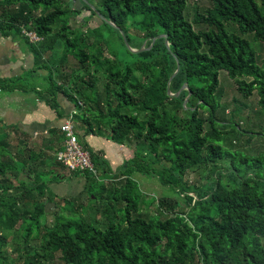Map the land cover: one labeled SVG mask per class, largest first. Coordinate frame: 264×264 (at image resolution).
Listing matches in <instances>:
<instances>
[{
	"label": "trees",
	"instance_id": "16d2710c",
	"mask_svg": "<svg viewBox=\"0 0 264 264\" xmlns=\"http://www.w3.org/2000/svg\"><path fill=\"white\" fill-rule=\"evenodd\" d=\"M86 1L78 0L88 12L93 3L104 8L112 24L106 25L120 35L130 59L95 51L92 34H84L87 23L70 26L83 11L60 0H0V33L25 40L35 59L25 76L0 78V94H35L58 114L63 94L113 142L138 143L148 156L118 173L89 151L98 176L70 171L66 178L57 171L67 169L57 160L67 141L62 130L50 131L39 145L17 126L0 127V264H264V153L242 149L264 139V119L256 127L239 121L242 108L228 114L220 78L227 71L244 99L257 94L264 113V57L246 38L264 45V0H210L194 21L188 18L194 0ZM198 24L209 30H197ZM28 32L41 41L32 42ZM126 38L132 49L147 50L131 52ZM71 57L76 70L61 84L55 61L65 72ZM36 71L47 73L53 90L26 84ZM99 73L106 81L102 97L95 89ZM83 117L85 133L95 132ZM199 171L203 186L188 180ZM136 175L157 178L178 198L147 200ZM82 180L90 192L77 206L75 196L51 190ZM143 203H156L155 213L144 214Z\"/></svg>",
	"mask_w": 264,
	"mask_h": 264
},
{
	"label": "rangeland",
	"instance_id": "374dc122",
	"mask_svg": "<svg viewBox=\"0 0 264 264\" xmlns=\"http://www.w3.org/2000/svg\"><path fill=\"white\" fill-rule=\"evenodd\" d=\"M63 4L65 8L68 9H72V10H76V11H83V14L80 15V17H77L76 15H74V17L71 19V23L70 26L71 28L74 29H81V26L84 23H87V25H85L86 27L83 29L84 30V34L85 35H89L92 34L93 36V41H94V45H99L96 46L95 51L98 50H103L105 53L106 58L110 59V60H116L118 59L119 61H122L123 63H126L129 59L130 56L128 54V51L126 50V47L122 44L120 35L110 29L106 24H111V22L108 21L106 14L104 12V8L100 7L99 5H97L96 3H93V5H91L90 7L93 9V12H88L87 10L84 9L83 6L80 5V3L78 2V0H60ZM84 2H86V4H88V1L83 0ZM71 5V6H70ZM83 5V4H82ZM211 6V1L210 0H194L190 3L189 8H188V18L191 21L195 20V16L196 13H204L205 10L207 8H209ZM100 11V12H98ZM95 13V15H94ZM95 16V17H94ZM96 19V20H95ZM63 25V23L61 24ZM60 27V25H59ZM230 30L232 32H234L236 30V27L233 25H230ZM58 27H54L53 31L54 33L57 31ZM96 29H101V31L94 32ZM196 29L199 31H207L209 30V26H207L206 24H198L196 25ZM79 32V31H78ZM78 36L81 35V33H76ZM102 37L103 39L100 40L98 39V37ZM246 38H248V40L251 42V44L253 45V47L255 49H257L258 53H259V57L260 59H262L264 57V45L261 43H259L258 41H255L254 38H252V36L247 35ZM103 43V44H102ZM260 44V45H259ZM142 50V49H141ZM137 51V50H136ZM59 54V57L62 58V55L60 53V51L57 53ZM55 63L58 64V67L56 68L57 72L56 76L58 81L62 84V82H64L63 79H69L73 73V69L76 70V65L78 64V62L76 60H74L72 57L70 58V61L68 63V69H65V72L63 71V67L59 66L60 63H58V61H55ZM62 67V68H61ZM79 68V67H77ZM63 72H62V71ZM62 73H61V72ZM45 78H41L39 77L38 72L36 71V73L33 75H31V77L28 79V81L26 82L27 85L30 86V84H46L49 91L53 90L54 88L50 86V84L48 83L47 79H46V75H44ZM63 79H62V78ZM221 86L223 89V98L221 100V103L227 107L228 109V114L230 111L236 110L237 107L242 108L243 112H242V116L239 118V121L242 123H244V119L245 121L248 120V123L251 124V126H258L261 124L262 120L264 119V113L261 112V107L258 103L259 97L257 94H254L252 97H250L249 99H244L239 91H238V87L236 82L230 77L229 73L227 71H222L221 72ZM96 91L99 94L100 97L103 96L104 90H105V85H106V81L103 77L102 73H99L98 75H96ZM90 78H86V82H89ZM96 93H93V95H95ZM95 97V96H94ZM76 115L79 118L78 121L73 120L74 125H76V123L80 122L81 119L85 120V117H83V113L88 116L90 118V121L92 123L93 126H95L96 122H94L93 119L94 116L92 115H88L87 114V110L82 111L80 108H77L76 111ZM5 114V116H4ZM8 110L5 111H0V118H3L5 120L4 123L10 124L13 123L17 120V117H15L13 114L12 115H8ZM237 114V113H236ZM230 116V115H229ZM7 118V120L5 119ZM76 118V117H75ZM81 118V119H80ZM80 124V123H79ZM264 124V123H263ZM81 125V124H80ZM1 126V125H0ZM82 126V125H81ZM81 126H77V129L79 128L81 130ZM97 126V125H96ZM94 128L95 131H97V135L101 136L102 132H100L98 130V127ZM0 136H4L1 132ZM10 143L12 145H15L16 142V136L13 135V133L10 135ZM39 137L36 139V141H38ZM138 143L135 142H127L124 146L126 148V150L128 151V155L130 158L125 157L126 160H124L123 164H121L118 168H115L114 170L118 173L124 172L127 167H131V163L132 160L135 158V160H138V163H145V157H147L148 155V149L144 148L140 145H136ZM40 145V144H39ZM122 146V145H120ZM229 148L234 149V147L229 145ZM242 149L246 150L247 153L250 156H257L260 153H264V139H259V138H255L254 140H252V142L250 144H248V146H244L242 147ZM136 155V156H135ZM153 159V158H152ZM151 159V160H152ZM110 164V163H109ZM130 170V169H127ZM61 175L65 176L66 178H69L70 176H72V172H70L69 170L65 169V170H57ZM201 171L196 172V173H191L188 180H190L192 183H194L197 186H203L204 185V181L202 180V176L200 174ZM101 175V174H100ZM136 179L138 180V185L139 188L148 196L147 200H153V197H157V198H164V197H170L169 194L171 195V198H178L177 195H175L174 193H170L171 191H169L167 188H165L162 183L157 179H147L142 177L141 175H136ZM83 183L85 182V184H82L81 181H72L71 183L66 182L63 183L61 185H51V190L54 192V194H58L59 196H75L76 197V206L79 204H83L87 199H88V194L90 192L89 189L85 190V185H86V181H82ZM118 182V181H116ZM106 185H111L112 183L109 181H105ZM119 185V184H118ZM93 185L90 184V187H92ZM108 186V187H109ZM120 187V186H118ZM93 197V196H92ZM71 198H68L67 200H65L64 202H67L68 200H70ZM97 201H102L101 200V196L98 197ZM109 201H106L105 203L107 204ZM62 203V202H61ZM103 206H94V208L96 207H100L101 210L104 208ZM51 204V203H50ZM63 204V203H62ZM101 204V205H102ZM183 204H185V201L183 202ZM141 210L144 214H150L152 211L154 214L155 213V208L157 207V204H151V205H146L143 203V205L141 204ZM49 220H52V215L49 216ZM34 244V242L31 243V246ZM13 250V248L11 249V251Z\"/></svg>",
	"mask_w": 264,
	"mask_h": 264
},
{
	"label": "crops",
	"instance_id": "0c3cea01",
	"mask_svg": "<svg viewBox=\"0 0 264 264\" xmlns=\"http://www.w3.org/2000/svg\"><path fill=\"white\" fill-rule=\"evenodd\" d=\"M34 59L30 45L22 38H13L12 36H3L0 33V78H13V80L25 76L27 71L35 68L29 61ZM28 65V66H27ZM45 72H40L39 76L44 78ZM58 112L53 111L45 102L39 101L37 95L28 96L20 93L11 95L0 94V111L8 110V115H14L17 120L13 123H4L5 120L0 118V127L17 126L21 132L29 135L32 142L42 144L43 139L47 138L50 131H61L65 122L76 115L77 107L63 94L58 95ZM58 115H62L58 116ZM84 115V113H83ZM5 116V114H4ZM68 118V119H67ZM88 118V117H86ZM7 120V118H5ZM80 123V122H79ZM76 126H81L80 124ZM81 130L76 127V133L84 147L90 153L100 156L103 160L110 163V169H114L123 164L125 157L130 158L125 146H120L113 142L103 130L101 136L97 131L90 133L81 126ZM39 137L38 141L36 139ZM126 153V154H125ZM84 181V180H82ZM82 184H85V182ZM80 182V181H78Z\"/></svg>",
	"mask_w": 264,
	"mask_h": 264
},
{
	"label": "built area",
	"instance_id": "2783aa9c",
	"mask_svg": "<svg viewBox=\"0 0 264 264\" xmlns=\"http://www.w3.org/2000/svg\"><path fill=\"white\" fill-rule=\"evenodd\" d=\"M26 35L32 42L39 43L41 41L35 33L28 32ZM72 118L67 120L61 128L67 141L64 150L58 154L57 160L69 171L98 176V170L92 162L89 151L79 142L76 133L77 126L74 125Z\"/></svg>",
	"mask_w": 264,
	"mask_h": 264
},
{
	"label": "water",
	"instance_id": "95a60500",
	"mask_svg": "<svg viewBox=\"0 0 264 264\" xmlns=\"http://www.w3.org/2000/svg\"><path fill=\"white\" fill-rule=\"evenodd\" d=\"M161 37H163V36H159L158 38L155 39L154 44H153L152 47L155 46L156 42H157V41L159 40V38H161ZM166 38H168V36H166ZM167 43H168V45H170L169 42H168V40H167ZM126 44H127V46L129 47L130 51L133 52V53H135V54H139V53L145 52V51L147 50V49H146V45H145L144 48H143L142 50H140V51H136V50L132 49V47L130 46V44H129L127 38H126ZM29 62H30L32 65H34V59H31V61H29ZM27 66H28V65H27ZM180 71H181V68H179L177 74L171 79L170 86H171V84L173 83L174 79L177 77V75L180 73ZM187 89H188V87L186 86V87L181 91V93H183V92H184L185 90H187ZM177 97H179V95H178ZM186 104H187V102H186Z\"/></svg>",
	"mask_w": 264,
	"mask_h": 264
}]
</instances>
